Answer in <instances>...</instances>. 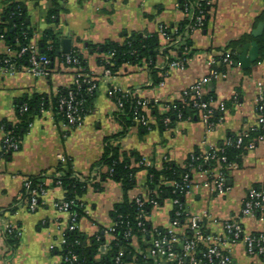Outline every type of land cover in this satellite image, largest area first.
<instances>
[{
    "label": "crops",
    "instance_id": "1",
    "mask_svg": "<svg viewBox=\"0 0 264 264\" xmlns=\"http://www.w3.org/2000/svg\"><path fill=\"white\" fill-rule=\"evenodd\" d=\"M12 0H0V22L5 4ZM27 6V20L36 29L37 41L42 34L52 29L61 38V53L64 40L71 41V50L76 48L88 60L90 74L98 83L96 95L90 103V113L84 124L78 128H68L58 122L52 111L34 118L28 133L24 136L19 151L10 159L0 160V264H59L57 254L51 251L58 245L69 224V215L61 213L56 203L65 197L60 187L49 190L44 204L37 212H29L26 203L19 204L17 211H6L24 195L26 179L51 174L60 162V156L70 157L77 173L88 175L104 150L106 137L122 132V125L114 117L116 104L109 91L120 90L123 94L131 91L134 95L158 105L161 115L169 113L165 106L183 100V93L197 83H202L203 97L213 96L212 105L227 102V114L222 123L209 128L197 115L194 119L176 121L165 132L154 129L144 133L138 126L129 129L121 141L123 150L136 151L148 166L160 169L165 159L181 168L187 166L189 156L195 151L206 152L210 148L226 144L230 135L249 131L256 123L255 98L258 82L264 83V61L260 59L249 69H243L240 57L238 68H227L228 76L208 81L211 56L222 54V50L234 40L244 35H253L261 24L258 17L264 13V0H214L210 10V20L206 28L191 35L194 57L185 70H170L164 86H154L150 71L146 68L125 66L113 76L104 73L97 64V54H89L90 45L103 44L108 40L123 42L124 37L137 31L158 33L159 27H175L184 21L179 8L180 0H65L58 5L57 15L52 18L53 0H13ZM253 43L248 45L251 50ZM161 44L166 42L161 39ZM258 44V43H257ZM210 50V51H209ZM0 53L11 57L16 52L5 42H0ZM63 54V53H62ZM164 55H160L157 67L165 65ZM177 58V53L172 52ZM261 58V57H260ZM251 70L250 74L246 72ZM74 85V72L56 61L45 77L36 78L26 68L14 75L0 70V151L4 132L3 121L11 124L19 122L17 107L23 100L35 94L57 96L62 90ZM237 97V100L235 98ZM149 121L156 124L155 117L148 114ZM230 192L223 198L215 199L206 189L194 191L187 198L188 207L194 212L209 210L219 219H228L237 214L242 201L252 187H264V140L253 151H246L238 163V168L228 172ZM148 181L147 170L138 174V186L130 192L132 198L143 190ZM49 184L51 180L47 181ZM102 191L91 188L83 197L90 208V215L83 218L79 230L93 236L99 228L112 224L111 212L116 204L123 202L121 184L109 180ZM168 207L155 210L157 223H168ZM11 224L21 229V244L12 251L6 238V226ZM247 234L261 231L263 226L255 219L243 220ZM211 233L222 235L223 226L219 223L210 226ZM234 264H260L250 258L243 244L231 247Z\"/></svg>",
    "mask_w": 264,
    "mask_h": 264
},
{
    "label": "trees",
    "instance_id": "2",
    "mask_svg": "<svg viewBox=\"0 0 264 264\" xmlns=\"http://www.w3.org/2000/svg\"><path fill=\"white\" fill-rule=\"evenodd\" d=\"M192 2L200 0H191ZM54 8L51 12V23L56 21L53 16L57 15L58 5L57 0H53ZM185 0H180L182 6ZM214 5L204 7L206 11V24L210 20V10ZM29 18L27 6L24 3L9 1L5 4L2 14V20L0 22V42H5L6 45L13 51L19 53L24 47L30 44L38 43L40 52L46 55L51 60L50 70L56 61L62 63L65 67L66 56L61 53V38L59 34L52 29L46 30L42 37L37 41L36 29L27 22ZM264 23V13L257 19V24ZM193 20L186 19L179 24L176 32L175 27H167V32L171 37V42L168 45L163 46L161 44V37L159 33H150L148 31H137L124 37L123 42H115L108 40L103 44L90 45L88 48L89 54H97V64L104 70L109 69L112 75L119 74L123 67L133 66L137 68H146L150 71L152 76L153 85H160L165 80L170 69V64L175 60L184 61L186 68L189 61L194 57L195 50L193 49V43L191 38L185 41V44L180 43L179 38H184L187 34H190V26H192ZM257 42L261 50L260 61H264V36L255 38L253 35H244L238 40L231 41L224 50H222L223 56L229 57L236 64H239V55L241 49L250 45L252 42ZM189 48V52L185 51V48ZM177 53V58L172 57V52ZM210 51V50H209ZM71 53L77 57L78 66L82 67L85 72L90 73L88 67V60L81 52L74 48ZM160 55L166 57L164 67L158 68L157 61ZM9 56L0 53V70L6 66V60ZM12 62L16 65L17 71L27 68L30 64L29 54L22 57L12 58ZM228 66L225 64L220 65L217 69L220 72H227ZM251 73V70L246 72ZM74 85L72 89H74ZM68 90H62L55 97L47 94H35L33 97L23 100V102L17 107V113L19 116V122L17 124H11L7 121L1 123L4 137L2 143L6 139H11L13 142L20 144L23 141L24 136L28 133L29 127L37 116H43L45 112L52 111L58 122H63L64 117L59 113L58 105L59 99L62 94L67 93ZM80 92L81 97L84 100L83 115L88 116L91 107L90 103L92 98L96 95L97 90L92 94L87 92V88H82ZM193 96V93H191ZM191 96V97H192ZM118 99L124 102V105L119 110L114 112L115 119L122 125L123 131L110 135L104 140V150L100 159L92 165L91 172L88 175L77 173L74 168V162L72 158L65 157V161L60 160L59 164L51 174L40 175L29 178L32 188H37L43 185L46 181L51 180L49 185L44 187L49 189L60 187L64 190L65 197L63 202L70 204L69 212L76 216L77 222H80L85 218L86 214L84 206L86 203L83 201V197L87 192L93 188L97 191L103 190V183L112 180L122 186L123 190V202L116 204L111 212V218L118 222L114 237L116 241L112 242V249L106 256L98 258V254L102 252V244L97 241L96 236H88L81 232L79 229L74 231L67 230L64 234L65 243L62 246V251L55 249L53 254H65L69 250H72L74 254L78 256V261L74 264H113V258L122 249H131L128 239L125 238V233L130 227H133V232L141 236V232L137 228V216L138 208L136 203L129 197L131 191L138 186V174L141 171L147 170L148 172V190L151 198L157 199L163 204L165 199L172 198V191L163 185V182L179 179L182 175L189 171V165L193 162L192 155L189 156L187 166L181 168L175 163L170 161L164 162L162 168L158 169L153 165H146L144 159L136 151H125L122 148L121 141L127 136L129 129L138 126L144 133H149L154 129H159L161 132L172 128L175 122L181 121L178 119V111L183 114L182 120L189 118L194 119L199 114L193 109L191 98L186 101L182 100L174 103L171 106L169 113L161 115L158 109V105L152 102H148L146 107L138 105L139 98L131 91L128 94H118L116 98H112L116 103ZM204 101L212 102L213 96L203 97ZM228 107V103L224 102ZM149 111L151 115L155 117L156 124L150 122L148 127L141 125L138 120L143 116L148 117ZM169 118L171 123L166 125L165 119ZM214 122H218V115L214 119ZM264 135V130H259L252 133V137ZM236 135H230L228 139L233 140ZM225 150V154L230 161L240 163L242 155L246 152L244 150H237L232 147H228L226 144L218 146ZM15 152L4 151V159H10ZM203 152L197 150L193 154L199 155ZM214 162H212V165ZM61 183V185H59ZM31 199V194L24 190L22 200H17L12 207H9L6 211L12 214L17 211L19 204H28ZM129 224V225H128ZM130 226V227H129ZM102 235V232H101ZM6 241L14 252L20 244L21 238L18 237L16 231L10 233L9 230H5Z\"/></svg>",
    "mask_w": 264,
    "mask_h": 264
},
{
    "label": "built area",
    "instance_id": "3",
    "mask_svg": "<svg viewBox=\"0 0 264 264\" xmlns=\"http://www.w3.org/2000/svg\"><path fill=\"white\" fill-rule=\"evenodd\" d=\"M59 3H64L65 0H57ZM112 2L113 0H103ZM214 4V0H200L192 2L185 0L183 6L179 4V8L183 12L184 20H193L190 26V34L184 38H179L180 43L185 44V41L191 35L204 28L206 24L205 6L208 7ZM168 28L164 25L159 27V35L168 45L171 42V37L167 32ZM177 29L172 30L176 32ZM185 51L189 52L186 47ZM29 54L30 64L26 68L27 72L36 78L45 77L48 75V68L51 65V60L40 52L38 43L30 44L24 47L17 57ZM15 56V57H16ZM66 68L74 72V89H69L67 93L62 94L59 99L58 110L64 117L62 122L68 128H78L84 124L87 116L83 115L84 100L80 95L82 88H87L88 93H93L98 89V83L90 73L85 72L82 67H79L78 59L71 52L65 55ZM9 56L6 60V66L2 70L9 75H14L17 72L16 65L12 62ZM166 61V57H163ZM225 64L228 68H238L236 64L227 56L219 54L211 56L209 65L211 67L208 81L218 78H226L228 72H220L217 68ZM171 70H185L186 63L184 61L175 60L170 64ZM108 76H113L109 69L104 70ZM202 83H197L195 86L183 93V100L191 98L193 109L199 114L200 120L209 128H214L217 124L225 120L227 114L226 104L220 103L214 107L211 102H206L201 93ZM164 86V81L160 83ZM193 93V96L192 94ZM121 94L120 90L109 91L111 98H116ZM192 96V97H191ZM139 98V97H138ZM237 100V97L235 98ZM149 101L139 98L138 105L144 108ZM116 110L123 107L124 102L117 98ZM257 111L256 123L249 131L237 134L233 140L228 139L226 145L237 150L253 151L258 144L264 140V135L252 137V133L264 130V83L258 82L257 95L255 98ZM165 109L171 110L170 106H165ZM218 115V122L214 119ZM178 119H183V114L178 111ZM138 122L148 127L150 124L149 118L143 116ZM171 123L169 118L165 119V124ZM31 127V125H30ZM20 149V144L13 142L11 139H6L1 145L0 160L4 159V151L17 152ZM192 155V163L189 165V171L182 175L179 179L163 182L166 188L172 191V198L165 199L161 204L157 199L151 198L146 183L145 187L134 197L130 198L136 203L138 208L137 228L141 232V236L133 232V227H130L125 233V238L128 239L131 249H122L113 258V264H234L231 247L236 244H243L246 254L253 259H257L260 264H264V187H252L247 192L241 205L240 211L228 219H219L209 210L205 209L200 212L192 211L187 205V198L194 191L206 189L215 199L225 197L231 190L228 184V172L238 168V163L230 161L225 154V150L219 147L210 148L208 151L199 155ZM64 156H60V160L65 161ZM145 162V160H144ZM165 162H168L165 159ZM212 162L214 164L212 165ZM147 165V163L145 162ZM49 185L46 181L43 185L37 188H32L29 179L24 182V188L31 194V199L25 208L32 213L44 204V199L49 193L45 188ZM61 185V183H59ZM56 208L61 213L69 215V224L63 232L61 241L58 245H52L51 251L58 249L62 251V246L66 242L64 234L67 230L74 231L79 229L80 222H77L76 216L70 212V204L68 202L56 203ZM162 207H168L167 214L168 223H157L154 220V211ZM85 216L88 217L91 213L90 208L84 206ZM251 218L258 221L263 228L253 234H247L243 226V220ZM223 226L224 233L215 235L211 233L210 226L217 224ZM123 224V223H121ZM118 222L112 219V224L106 228H99L93 235L97 241L102 244V252L98 254V258L106 256L112 249V242L116 241L114 232L119 225ZM129 225V224H128ZM6 230L10 233L16 231L18 237L21 238V229L8 224ZM102 232V235H101ZM59 264H74L78 261V256L69 250L65 254H59Z\"/></svg>",
    "mask_w": 264,
    "mask_h": 264
},
{
    "label": "water",
    "instance_id": "4",
    "mask_svg": "<svg viewBox=\"0 0 264 264\" xmlns=\"http://www.w3.org/2000/svg\"><path fill=\"white\" fill-rule=\"evenodd\" d=\"M264 30V24H261L259 28L254 32L255 36H262ZM247 46L245 48L244 53L240 57L241 66L243 69H249L252 67L253 64H255L261 57V50L257 43H253V46L251 50L248 51ZM71 52V41L70 40H64L63 42V48L62 53L64 55L69 54Z\"/></svg>",
    "mask_w": 264,
    "mask_h": 264
}]
</instances>
